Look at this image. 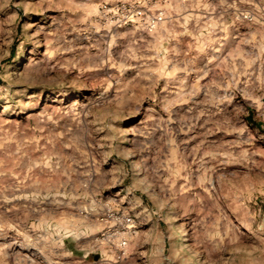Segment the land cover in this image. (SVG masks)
Listing matches in <instances>:
<instances>
[{
    "label": "rangeland",
    "instance_id": "rangeland-1",
    "mask_svg": "<svg viewBox=\"0 0 264 264\" xmlns=\"http://www.w3.org/2000/svg\"><path fill=\"white\" fill-rule=\"evenodd\" d=\"M0 264H264V0H0Z\"/></svg>",
    "mask_w": 264,
    "mask_h": 264
}]
</instances>
